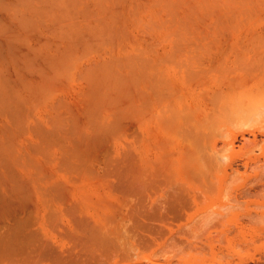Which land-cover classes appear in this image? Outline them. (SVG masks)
<instances>
[{
    "label": "rangeland",
    "instance_id": "1",
    "mask_svg": "<svg viewBox=\"0 0 264 264\" xmlns=\"http://www.w3.org/2000/svg\"><path fill=\"white\" fill-rule=\"evenodd\" d=\"M29 1L0 0V264H264V10L245 11L239 0L241 7L236 0H215L216 12L193 13L196 25L181 27L178 22L176 27L191 0H87L88 6L86 0H78L79 4L67 0L76 15L71 17L66 9V14L60 12L58 0H32L44 10L53 3L47 8L52 13L43 10V17L42 10L28 8ZM166 1H175L177 7ZM55 4L57 12L52 11ZM23 14L29 18L21 19ZM152 17L163 24L162 19H167L165 26H171L155 21L156 26ZM63 23L73 26L71 39L69 25ZM59 25L67 32H60ZM72 28H78L76 36L85 37L78 39L86 42L82 49L90 47L88 54L85 48L80 54L82 43L72 41ZM103 31H109L108 36L104 33L109 43ZM114 35L123 38L118 44L116 40V46ZM69 44L79 46L71 50L75 55L67 50ZM132 57L142 70L139 63L134 66ZM56 58L60 61L54 63ZM66 62H76L74 70ZM105 64L107 73L117 67V73L111 70L117 81L112 80L113 86L107 83L110 87L103 86L106 83L97 74L105 72ZM123 65L137 67L139 73ZM218 81H224V86ZM118 85L123 89L133 85L138 91L128 97L133 89H127L130 94L123 93L126 99L122 96V100L116 95L124 92ZM218 85L223 88L222 98L215 96L220 101L211 98ZM4 89L15 94L13 100ZM204 217L209 223H204Z\"/></svg>",
    "mask_w": 264,
    "mask_h": 264
},
{
    "label": "bare ground",
    "instance_id": "2",
    "mask_svg": "<svg viewBox=\"0 0 264 264\" xmlns=\"http://www.w3.org/2000/svg\"><path fill=\"white\" fill-rule=\"evenodd\" d=\"M21 1H22V0H21ZM25 1L27 2L28 0H25ZM34 1H35V0H34ZM47 1H48V0H45V2H44V1H42V2L46 3ZM61 1H62V2H61ZM64 1H67V0H64ZM72 1H74V2L71 3V4H74V3H75L76 1H78V0H72ZM90 1H91V0H90ZM143 1H144V0H143ZM150 1H151V0H150ZM152 1H153V0H152ZM157 1L160 3L162 0H160V1L157 0ZM177 1H178V0H177ZM212 1H215V0H203V1H202V0H201V1H198V0L196 1V0H194L195 3L193 2V0H191V1H190V2H191V5H190V3H188V1L186 2V4L188 3L187 5L184 3V4H185L184 6H185V9H186V10L184 9L183 12H182V10H181L182 13L179 14V15H181V17H182V16H183V17L181 18V17L178 16V17H179V18L177 17V18H178V21H176V22L174 21V22L176 23V27H178L177 25H179L178 22H181L180 25H179V26H181V27H182V25L185 26V24H187V25L189 26V23H191V25L194 24V23H193V18H194V17L191 16V14H193V13H198V14H199V13L211 12V11H212V12H213V11L216 12V10H215V9H217V7H216V5H215L216 3L214 4ZM216 1H217V0H216ZM220 1H222V0H220ZM227 1H228V0H227ZM233 1H235V0H231V3H232ZM237 1H238V0H236V5H237V7H238V5H239V4H238L239 1H240V3L243 2V3L245 4V5L242 4V7L239 5V6H240L242 9H244L245 11H247V10H257V9H262V10H264V1H261V0H239L238 2H237ZM6 2H7V1H6ZM6 2H4V3L6 4ZM10 2H11V1H10ZM17 2H18V1H17ZM17 2H16V3H17ZM29 2H30L31 4H33V6H32ZM29 2H28L27 4H30V6H29V7L26 6V7L30 8V9L33 8L34 12H35L36 9H37V11H36L37 13H39V11L42 10V11L39 13V14H41L40 16H42V13H44V12H43V10H44L43 8H44L45 6L43 7L41 4H40V5H36L34 2H32V0H30ZM37 2H38V1H37ZM39 2H40V1H39ZM39 2H38V3H39ZM51 2H52V0H51ZM51 2L49 1V4H50ZM59 2H60V3H59ZM69 2H70V1H69ZM83 2H84V0H83ZM83 2H82V3H83ZM102 2H103V1H102ZM109 2H110V1H109ZM111 2H113V1H111ZM129 2H130V1H129ZM129 2H128V3H129ZM131 2H132V1H131ZM131 2H130V3H131ZM133 2H134V1H133ZM133 2H132V5H134ZM135 2H137V1L135 0ZM145 2H147V1H145ZM154 2H155V1H154ZM166 2H168V1H166ZM166 2H162V4L164 3V5H166V4H165ZM169 2H170V1H169ZM169 2H168V3H169ZM183 2H185V1H183ZM183 2L181 1V3H183ZM218 2H219V1H218ZM224 2H225V1H224ZM11 3H12V2H11ZM13 3H15V2H13ZM23 3H24V2H23ZM53 3H55V0H54ZM53 3H52V4H53ZM76 3L79 4V1L76 2ZM80 3H81V2H80ZM85 3H86V5H87V0L85 1ZM94 3H95V2H94ZM94 3H93V6L96 5V4L94 5ZM96 3H97V2H96ZM99 3H100V2H99ZM130 3H129V4H130ZM148 3H149V2H148ZM168 3H167V4H168ZM171 3H172V5H174V4H175V1H174V2L171 1V2L169 3V6H170ZM177 3H178V2H177ZM220 3H221V2H220ZM226 3H228V2H226ZM49 4H48V5H49ZM52 4H50V6H51ZM56 4H58L59 7H63V10H61L62 8H61V9L59 8V10H60V12H61L62 14H66V13L69 11V13H70V14L68 13V14H69V15H68L69 17H71L70 15L76 16V15H74V14H71V12H70V10H72L71 8L68 9L69 6H67V5H70V3H68V1H67V3L65 2V3L63 4V0H60V1L58 0V2L56 1ZM56 4L54 5L55 9H54V7H53V8H52V11H53V10H54L55 12L58 11V10H56ZM59 4H60V5H59ZM62 4H63L64 6H62ZM66 4H67V5H66ZM105 4H106V2H105ZM111 4H112V3H111ZM139 4H140V3H139ZM139 4H138V5H139ZM154 4L157 5L158 3L156 4V2H155ZM162 4H161V5L159 4V5H160V6H164V5H162ZM228 4H230V3H228ZM7 5H8V2H7ZM21 5H23V4L21 3ZM44 5H45V4H44ZM83 5H84V3H83ZM106 5H108V4H106ZM112 5H113V4H112ZM118 5H119V4H118ZM182 5H183V4H182ZM182 5H181V6H182ZM188 5H190V6L188 7V9H190V10H189V12H187V14H186V13H184V12H185V11H188V9H187V7H186V6H188ZM226 5H227V4H226ZM233 5H234V4H233ZM0 6H2V5H0ZM4 6H5V5H4ZM18 6H19V5H18ZM35 6H36V7H35ZM38 6H39V7H38ZM40 6H41V7H40ZM50 6H47V5H46V8H45V10H44V11H46V12H45L46 14H47V11L50 12V10L47 9V8H49ZM58 6H57V7H58ZM87 6H88V5H87ZM87 6H86V7H87ZM104 6H105V5H104ZM109 6H110V5H108V7H109ZM136 6H137V3H136ZM144 6H145V5H144ZM175 6H176V4H175ZM218 6H219V5H218ZM223 6H224V5H223ZM244 6H245L246 8H245ZM26 7H25V4H24V8H25V9H26ZM31 7H32V8H31ZM37 7L40 8V10H39ZM42 7H43V8H42ZM66 7H67V8H66ZM71 7H72V6H71ZM84 7H85V6H84ZM86 7H85V8H86ZM105 7H106V6H105ZM108 7H107V8H108ZM111 7H112V6H111ZM113 7H114V6H113ZM129 7H130V5H129ZM138 7H139V6H137V8H138ZM145 7H146V6H145ZM150 7H152V6H151V5L149 6V10H150ZM154 7H155V6H153V8H154ZM166 7H167V6H166ZM166 7H165V8L162 7V8H163L164 10H165V9L167 10ZM173 7H174V6H173ZM173 7H172V9H174V8L176 9L177 6L174 7V8H173ZM224 7H225V6H224ZM226 7H227V6H226ZM226 7H225V8H226ZM1 8H2V7H1ZM12 8L15 9V8H19V7H17V5H16V7H14V4H13ZM20 8H21V7H20ZM20 8H19V10L21 11ZM28 8H27V10H28ZM34 8H36V9H34ZM72 8H73V7H72ZM90 8H91V6H90ZM90 8H89V9H90ZM92 8H93V7H92ZM97 8H98V7H97ZM99 8H100V7H99ZM114 8H115V7H114ZM121 8H122V5H121ZM137 8H136V11H137ZM140 8H141V6H140ZM140 8H139V9H140ZM157 8H158V7H157ZM157 8H156V9H157ZM160 8H161V7H160ZM160 8H159V9H160ZM168 8H170V7H168ZM221 8L223 9L222 6H220V9H221ZM225 8H224V9H225ZM234 8H235V6H234ZM50 9H51V8H50ZM64 9H66V11H65L66 13L64 12ZM67 9H68V10H67ZM74 9H76V8L74 7ZM74 9H73V12H74ZM83 9H84V8H83ZM108 9H109V8H108ZM110 9H111V8H110ZM125 9H126V8H125ZM131 9H132V8H131ZM133 9H134V8H133ZM143 9H144V8H143ZM146 9H147V8H146ZM156 9H155V10H156ZM182 9H183V8H182ZM218 9H219V8H218ZM226 9H227V8H226ZM226 9H225V10H226ZM229 9H230V8H229ZM229 9H228V10H229ZM106 10H107V9H106ZM116 10H117V9H116ZM161 10H162V9H161ZM164 10H162L163 12H161V11L159 10V11H160L159 13H163V14H164ZM170 10H171V8H170ZM176 10H177V9H176ZM178 10H179V9H178ZM178 10H177V11H178ZM228 10H227V11H228ZM235 10H236V9H235ZM239 10H240V9H239ZM262 10H261V11H262ZM9 11H10V10H9ZM9 11H8V12H9ZM17 11H18V10H16V12H17ZM81 11H82V10H81ZM83 11H86V10H83ZM92 11H93V10H92ZM96 11H97V10H96ZM102 11H103V13H104L105 10L102 9ZM119 11H120V10L118 9V12H119ZM132 11H133V10H131V13L133 14L132 16H133L134 19H136V18H135V15H134V13H133ZM147 11H148V10H147ZM156 11H157V10H156ZM156 11H154L155 14L157 13ZM172 11H173V13H174V10H172ZM222 11H223V10H222ZM222 11H220V12H222ZM233 11H234V10H233ZM257 11H259V10H257ZM13 12H14V10H13ZM55 12H54L53 14H55ZM75 12H76V10H75ZM78 12H79V10H78ZM78 12H76V13H78ZM86 12H88V11H86ZM105 12H106V11H105ZM111 12H112V11H111ZM111 12H110V13H111ZM115 12H117V11H115ZM115 12H114V13H115ZM138 12H139V11H138ZM142 12H143V11H142ZM149 12H150V11H149ZM152 12H153V9H152ZM152 12H151V14H152V16H153L154 13H152ZM168 12H169V11H168ZM168 12H167V13H168ZM14 13H15V12H14ZM25 13H26V12H25ZM50 13H52V12H50ZM58 13H59V12H58ZM83 13H84V12H83ZM96 13H97V12H96ZM96 13H95V14H96ZM114 13L112 12L111 14L113 15ZM124 13H125V12H124ZM143 13H145V12H143ZM15 14H16V13H15ZM39 14H37V15H39ZM53 14H50V15H53ZM93 14H94V13H93ZM101 14H102V13H101ZM119 14H121V11H120ZM119 14H118V15H119ZM125 14H126V13H125ZM157 14H158V13H157ZM171 14H172V13H171ZM174 14L176 15V13H174ZM219 14H220V13H219ZM20 15H21V14H20ZM20 15H19V16H20ZM23 15H24V14H23ZM27 15H29V13H28ZM30 15H32V14H30ZM44 15H45V14H44ZM81 15H83V14L81 13ZM87 15H88V14H87ZM90 15H92V14H90ZM98 15H99V14H98ZM102 15H103V14H102ZM115 15H117V13H116ZM115 15H114V16H115ZM118 15H117V16H118ZM122 15H123V12H122L121 16H122ZM127 15H128V14H127ZM138 15H139V13H138ZM138 15H137V18H141V17H139L140 15H139V16H138ZM158 15L161 16L162 14H158ZM158 15H156V16H158ZM165 15H166V13H165ZM165 15H164V16H165ZM167 15H169V14H167ZM175 15H174V17H176L178 14H177L176 16H175ZM195 15H196V14H195ZM201 15H202V14H201ZM13 16H14V15H13ZM15 16H16V15H15ZM15 16H14V17H15ZM24 16H25V15H24ZM24 16H20L21 19H22V17L25 18V19L29 18L28 16H25V17H24ZM32 16H35V15H32ZM45 16H46V15H45ZM45 16H44V17H45ZM54 16H56V15H54ZM57 16H58V15H57ZM60 16H62V15H60ZM66 16H67V15H64V16H62V17H66ZM68 16L66 17L67 19H68ZM105 16H106V15H105ZM164 16H163V17H164ZM170 16H172V15H170ZM184 16H185V17H184ZM3 17H4V16H3ZM10 17H11V15H10ZM35 17H36V16H35ZM37 17H38V16H37ZM42 17H43V16H42ZM47 17H48V16H47ZM50 17H51V16H50ZM86 17H87V16H86ZM89 17H90V16H89ZM101 17H102V16H101ZM107 17H108V16H107ZM123 17H124V16H123ZM130 17H131V16H130ZM148 17H151V16H149V14H148ZM158 17H159V16H158ZM174 17H173V19H174ZM189 17H190V19H189ZM191 17H192V18H191ZM199 17H200V16H199ZM201 17H203V16H201ZM213 17H214V16H213ZM216 17H217V16H216ZM16 18H17V17H16ZM87 18H88V17H87ZM98 18H99V16H98ZM98 18H97V19H98ZM109 18H110V15H109ZM112 18H113V17H112ZM120 18H121V17H120ZM159 18H162V16L159 17ZM164 18H166V17H164ZM164 18L162 19V21L164 20V23L167 24L168 21H167V19H164ZM180 18H181V21H179ZM17 19H19V18H17ZM33 19H34V18L32 17V21H33ZM36 19H37V18H36ZM40 19H42V18H40ZM48 19H49V18H48ZM62 19H63V18H62ZM64 19H65V18H64ZM77 19H78V18H77ZM89 19H90V18H89ZM103 19H105L104 16H103ZM103 19H102V20H103ZM115 19H116V17H115ZM127 19H128V21H129V18H127ZM147 19H150V18H147ZM155 19H156V20H155ZM155 19L153 20V17H152V20H153V21H152V20H150V21H152V22L155 23V21L158 20L157 18H155ZM168 19H170V18H168ZM187 19H188V22H187ZM194 19H195V18H194ZM210 19H211V18H210ZM9 20H10V19H9ZM11 20H12V19H11ZM11 20H10V21H11ZM28 20H29V22H32V21H31V16H30V19H28ZM37 20H38V19H37ZM37 20H36V21H37ZM44 20H46V19L44 18ZM86 20H87V19H86ZM99 20H100V19H99ZM112 20H113V19H112ZM118 20H120V19H118ZM118 20H117V21H118ZM130 20H131V19H130ZM136 20H137V19H136ZM142 20H143V19H142ZM159 20H160V19H159ZM165 20H166L167 22H165ZM170 20H171V19H170ZM182 20H184V21H183V24H182ZM198 20H199V19H198ZM198 20H197V21H198ZM214 20H215V19H214ZM0 21H1V20H0ZM2 21H3V20H2ZM22 21H23V20H22ZM36 21H35V22H36ZM63 21L65 22V20H63ZM63 21H62V22H63ZM92 21H93V20H92ZM97 21H98V20H97ZM103 21H104V20H103ZM107 21H108V20H107ZM124 21H125V20H124ZM133 21H134V20H133ZM138 21H139V19H138ZM138 21H137V22H138ZM140 21H141V20H140ZM148 21H149V20H148ZM148 21H146V22H144V23H147ZM3 22H4V21H3ZM24 22H25V21H24ZM24 22H23V23H24ZM40 22H41V20H40ZM42 22H43V21H42ZM108 22H109V21H108ZM119 22H121V21H119ZM130 22L132 23V21H130ZM135 22H136V21H135ZM157 22H158V21H157ZM159 22L161 23V20H160ZM159 22H158V23H159ZM195 22H196V21H195ZM204 22H205V21H204ZM26 23H27V22H26ZM72 23H73V22H72ZM77 23H78V22H76V24H77ZM91 23H92V22L90 21V24H91ZM94 23H95V22H94ZM94 23H92V24H94ZM101 23H102V21H101ZM103 23H104V22H103ZM106 23H107V22H106ZM106 23H105V24H106ZM110 23H111V22H110ZM115 23H116V22H115ZM122 23L125 24V23L123 22V20H122ZM7 24H8V23H7ZM16 24H17V23H16ZM27 24H28V23H27ZM30 24H33V22L30 23ZM37 24H38V23H37ZM43 24H44V23H43ZM52 24H53V23H52ZM70 24H71V23H70ZM73 24H74V23H73ZM108 24H109V23H108ZM132 24H133V23H132ZM161 24H162L163 26L166 25V24H163V23H161ZM169 24H170V22H169ZM171 24H173V22H172ZM198 24H199V22H198ZM0 25H1V24H0ZM5 25H6V24H5ZM8 25H9V24H8ZM23 25H24V24H23ZM40 25H41V24H40ZM60 25H62V24H60ZM60 25H59V27L61 28L62 26H60ZM66 25H67V24H66ZM66 25L63 23V26H66ZM68 25H69V24H68ZM68 25H67V26H68ZM79 25H80V24H79ZM79 25H78V28L80 29L81 27H79ZM103 25H104V24H103ZM106 25H107V24H106ZM126 25H127V24H125V26H126ZM139 25H140V24H139ZM152 25L154 26V24L151 23V26H152ZM155 25L157 26L158 24L155 23ZM173 25H174V24H173ZM187 25H186V26H187ZM191 25H190V26H191ZM194 25H196V24H194ZM200 25H201V24H200ZM202 25H203V24H202ZM14 26H18V25H14ZM27 26H28V25H27ZM27 26H26V29H27ZM38 26H39V24H38ZM47 26H48V25H47ZM49 26H50V25H49ZM85 26H87V23L85 24ZM88 26L90 27L89 24H88ZM109 26H110V25H109ZM114 26H115V25H114ZM128 26H129V25H128ZM130 26H131V25H130ZM137 26H138V24H137ZM144 26H148V23H147L146 25H144ZM144 26H143V27H144ZM149 26H150V23H149ZM168 26H171V25H167V26H165V27L167 28ZM186 26H185V27H186ZM4 27H5V26H4ZM23 27H25V25H24ZM43 27H44V26H43ZM59 27H58V28H59ZM71 27H73V26L69 25L68 27H66V28L69 29V30L67 29L68 32L66 31V29H63V30H62V28L59 29V31L62 30V31H60V32H62V33H63V31L67 32L68 35H69V37H70V35H71V33H72V32H71V31H72V30H71ZM74 27H75V26H74ZM76 27H77V25H76ZM91 27H93V26L91 25ZM104 27H105V26H104ZM107 27H108V26H107ZM118 27H119V26H118ZM123 27H124V26H123ZM126 27H127V26H126ZM134 27H136V26H134ZM158 27L160 28V27H162V26H158ZM158 27H157V28H158ZM165 27H164V28H165ZM12 28H13V27H12ZM14 28H15V27H14ZM63 28H64V27H63ZM78 28H77V29H76V28H72V29H73V30H74V29L78 30ZM95 28H96V26H95ZM99 28H100V26H99ZM110 28H111V26H110ZM112 28H113V27H112ZM112 28H111V29H112ZM115 28H117V27H115ZM120 28H121V26H120ZM137 28H138V27H137ZM140 28L142 29L141 26H140ZM157 28H156V29H157ZM22 29H24V28H22ZM37 29H38V28H37ZM39 29H40V28H39ZM39 29H38V30H39ZM91 29H92V28H91ZM93 29H94V28H93ZM96 29H97V28H96ZM100 29H101V28H100ZM102 29H104V28H102ZM106 29L109 30V28H106ZM138 29H139V28H138ZM148 29H149V28H148ZM150 29H153V28H150ZM150 29H149V30H150ZM154 29H155V27H154ZM154 29H153V30H154ZM160 29H161V28H160ZM160 29H158V31L161 32ZM168 29H170V27H169ZM168 29H166V30H168ZM16 30H17V28H16ZM19 30H21V29H19ZM55 30H56V29H55ZM70 30H71V31H70ZM80 30H81V29H80ZM85 30H86V29H85ZM94 30H95V29H94ZM113 30H114V29H113ZM126 30H127V29H126ZM126 30H124V31H126ZM146 30H147V29H146ZM53 31H54V30H53ZM53 31H51V33H52ZM74 31H75V30H74ZM104 31H105V30H104ZM104 31H103L102 34H104L105 32H107V31H105V32H104ZM115 31H116V30H115ZM117 31L121 32L122 35H123V33H124V32H122L123 30L120 31V29L117 30ZM117 31H116V32H117ZM158 31H157V33H158ZM19 32H20V31H19ZM33 32H34V31H33ZM37 32H38V31H37ZM65 32H64V33H65ZM69 32H71V33H69ZM76 32H77V31H75V34L73 33V34L75 35L76 39L74 38V36H73V34H72V37H73L72 41L74 40L73 42H75V41L77 40V44H78L79 42H81L79 39L82 40L84 36H82V38H80V36H81V35H79L80 32H79V31L77 32V33H79V34H77V36H76ZM87 32H90V31H87ZM99 32H100V30H99ZM101 32H102V30H101ZM101 32H100V33H101ZM127 32H128V31H127ZM168 32H169V31H168ZM27 33H28V32H27ZM48 33H49V32H48ZM54 33H55V32H54ZM67 33H65V34H67ZM94 33H96V31H94ZM108 33H109V31H108ZM108 33H107V34L105 33L106 36H108ZM125 33H126V32H125ZM125 33H124V37L128 34V33H127V34H125ZM144 33L146 34L147 32L144 31ZM150 33H151V32H150ZM150 33H149V34H150ZM153 33H154V32H153ZM60 34H61V33H60ZM89 34H90V33H89ZM91 34L93 35V33H91ZM102 34H101V36H102ZM105 34H104V36H105ZM116 34H117V33H116ZM167 34H168V33H167ZM9 35H10V34H9ZM20 35H21V32H20ZM22 35H23V34H22ZM39 35H40V34H39ZM50 35H51V34H50ZM58 35H59V33H58ZM58 35H57V36H58ZM68 35H66V36H68ZM78 35H79V36H78ZM83 35H84V33H83ZM97 35H98V34H94V36H96V37H97ZM109 35H110V34H109ZM122 35L119 34V36H122ZM128 35H129V34H128ZM143 35H144V34H143ZM146 35H147V34H146ZM154 35H156V34L154 33ZM165 35H166V34H165ZM60 36L62 37V35H60ZM60 36H59V37H60ZM64 36H65V35H64ZM101 36H98V37H101ZM106 36H105V37H106ZM114 36H115V38H113ZM114 36H113L112 38L115 39V41L113 40V42L115 43V46H116V40L118 41V42H117V44H118V43L121 42L120 40H123V38L121 39V38H119V36H118V38H117V35H114ZM167 36H168V35H167ZM69 37H68V38H69ZM78 37H79V39H78ZM92 37H93V36H92ZM96 37H95L94 39H96ZM105 37H104V38H105ZM126 37L128 38V36H126ZM143 37H144V36H143ZM165 37H166V36H165ZM165 37H164V38H165ZM23 38H24V37H23ZM55 38H57V37H55ZM63 38H64V37H63ZM84 38H85V37H84ZM86 38H87V36H86ZM101 38H102V37H101ZM101 38H98V39L100 40ZM110 38H111V37H110ZM112 38H111V39H112ZM127 38H125V39H127ZM132 38H133V37H132ZM132 38H131L130 41H133V40H134V39L132 40ZM134 38H135V37H134ZM140 38H141V37H140ZM152 38H153V37H152ZM152 38H151V39H152ZM164 38H163V39H164ZM46 39H48V38H46ZM46 39H45V40H46ZM70 39H71V37H70ZM94 39H92V40H94ZM106 39H107V37H106ZM106 39H104V40H106ZM141 39H142V38H141ZM143 39H144V38H143ZM14 40H15V39H14ZM18 40H19V39H18ZM27 40H28L27 42H28V44H29V39H27ZM40 40H41V38H40ZM68 40H69V39H68ZM78 40H79V42H78ZM84 40H85V39H84ZM87 40H88V39H87ZM96 40H97V39H96ZM99 40H98V41H99ZM107 40H108V39H107ZM135 40H137V39H135ZM157 40H158V39H157ZM15 41H16V40H15ZM47 41L50 42L51 40H47ZM47 41H46V42H47ZM85 41H86V40H85ZM88 41H89V40H88ZM88 41H87V42H88ZM94 41H95V40H94ZM94 41H93V44H95ZM98 41H96V42H98ZM100 41H102V40H100ZM111 41H112V40H111ZM145 41H146V40H145ZM149 41H150V40H149ZM149 41H148V43H149ZM27 42H26V43H27ZM43 42H44V41H43ZM52 42H53V40H52ZM59 42H60V41H59ZM69 42H70V41H69ZM82 42H83V41H82ZM82 42H81V43H82ZM91 42H92V41H91ZM107 42L109 43L110 41L108 40ZM146 42H147V41H146ZM157 42H158V41H157ZM14 43H15V42H14ZM17 43H18V42H17ZM17 43H16V46H17ZM26 43H25V45H26ZM83 43H84V42H83ZM83 43H82V45H81V49H82ZM103 43H104V42H103ZM103 43H102V44H103ZM105 43H106V42H105ZM108 43H107V44H108ZM144 43H145V42H144ZM28 44H27V45H28ZM50 44H51V43H50ZM54 44H55V42H54ZM70 44H71V42H70ZM70 44H69L68 49H67L68 51H69V49H70V51H71L73 47L75 48L74 45H73V47L71 46L73 43H72L71 45H70ZM84 44L86 45V42H85ZM88 44H89V42H88ZM98 44H100V43H98ZM98 44H96V45H98ZM107 44H106V45H107ZM126 44H127V43H126ZM25 45H24V46H25ZM30 45H31V44H30ZM35 45H36V43H35ZM75 45H76V43H75ZM78 45H79V44H78ZM100 45H101V44H100ZM110 45H112V43H111ZM113 45H114V44H113ZM132 45H133V44H132ZM148 45H150V44H148ZM22 46H23V43H22ZM31 46H32V45H31ZM40 46H41V45H40ZM48 46H49V45H48ZM58 46H59V45H58ZM70 46H71V47H70ZM87 46H88V45H87ZM89 46H90V45H89ZM93 46H94V45H93ZM101 46H102V45H101ZM115 46H114V47H115ZM123 46H124V44L122 45V47H123ZM135 46H136L137 48H139L138 45H135ZM139 46H140V45H139ZM28 47H29V45H28ZM37 47H38V46H36L34 49H36ZM42 47H43V46H42ZM78 47H79V46H77V49H78ZM96 47H98V46H96ZM96 47H94V48L96 49ZM104 47H105V46H104ZM14 48H15V47H14ZM16 48H17V47H16ZM18 48H19V47H18ZM40 48H41V47H40ZM84 48H85V47H84ZM84 48H83V49H84ZM88 48H90V47H88ZM88 48H85V49H86L85 52H87ZM91 48H93V47H91ZM99 48H100V46H99ZM99 48H98V49H99ZM123 48H124V47H123ZM12 49H13V48H12ZM29 49H30V48H29ZM43 49H44V48H43ZM43 49L41 48V50H43ZM48 49H50V48H48ZM77 49L75 48V51H76ZM83 49L81 50L82 53H80V54H83ZM100 49H101V48H100ZM134 49H135V47H134ZM141 49H142V48H141ZM31 50H32V49H31ZM57 50H58L57 52H60L59 49H57ZM61 50H62V49H61ZM79 50H80V48H79ZM89 50H90V49H89ZM89 50H88V51H89ZM92 50H93V49H92ZM39 51H40V50H39ZM62 51H63V50H62ZM75 51H73V52H75ZM97 51H98V50H97ZM149 51H150V50H149ZM149 51L147 50V52H149ZM33 52H34V51H33ZM46 52H47V51H46ZM89 52H90V51H89ZM89 52H87V54H88ZM111 52H112V49H111ZM113 52H114V51H113ZM132 52H133V51H132ZM44 53H45V52H44ZM48 53H49V52H48ZM60 53H61V52H60ZM63 53L65 54V50H64ZM63 53H62V55H63ZM66 53H68V52L66 51ZM133 53H135V52H133ZM20 54H21V53H20ZM20 54H19V55H20ZM31 54H32V51H31ZM42 54H43V52H42ZM52 54H54V53H52ZM70 54H71V55L73 54L72 51H71ZM99 54H100V53H99ZM129 54H130V52H129ZM129 54H128V55H129ZM150 54H151V53H150ZM54 55H55V54H54ZM57 55H58V54H57ZM60 55H61V54H60ZM67 55H69V54H67ZM73 55H75V54H73ZM78 55H79V54H77V56H78ZM131 55H132V54H130V56H131ZM134 55H135V54H134ZM29 56H30V55H29ZM38 56H40V55H38ZM44 56H45V55H44ZM81 56H84V55H81ZM125 56H126V55H125ZM130 56H129V57H130ZM9 57H10V56H9ZM11 57H12V56H11ZM23 57H24V56H23ZM49 57H50V56H49ZM54 57H55V56H54ZM61 57H62V56H60V58H61ZM65 57H66V56H65ZM65 57H62V58H65ZM67 57H69V56H67ZM73 57H74V56H73ZM75 57H76V56H75ZM79 57H80V55H79ZM86 57H87V56H86ZM129 57H126L125 62H126V60H128L127 58H129ZM144 57H145V56H144ZM31 58H32V57H31ZM40 58H41V57H40ZM132 58H133V57H132ZM135 58H136V57H134L133 59L135 60ZM146 58H147V57H146ZM11 59H12V58H11ZM44 59H45V58H44ZM58 59H59V58H56V61H55L54 63H56V62L58 61ZM68 59H70V58H68ZM80 59H81V57H80ZM129 59H130V58H129ZM30 60H31V59H30ZM45 60H46V59H45ZM53 60H54V59H53ZM65 60H66V59H65ZM141 60H142V59H141ZM35 61H37V60H35ZM35 61H34V62H35ZM38 61H39V60H38ZM51 61H52V58H51ZM51 61H50V62H51ZM59 61H60V60H59ZM59 61H58V62H59ZM71 61H73V60H71ZM71 61L69 60V62H71ZM74 61H76V60H74ZM115 61H116V60H115ZM136 61H137V60L132 61V62H134V66H135V64L139 63V60H138V62H136ZM31 62H32V60H31ZM31 62H30V63H31ZM40 62H41V60H40ZM52 62H53V61H52ZM52 62H51V63H52ZM61 62H63V61H61ZM67 62H68V61H67ZM67 62H66V63H67ZM69 62H68V63H69ZM76 62H77V61H76ZM76 62H75V63H76ZM105 62H106V61H105ZM110 62H111V61H110ZM116 62H117V61H116ZM119 62H120V61H119ZM128 62H129V60H128ZM128 62H127V63H128ZM15 63H17V62H15ZM15 63H14V64H15ZM21 63H22V62H21ZM30 63H29V64H30ZM37 63H39V62H37ZM64 63H65V61H64L63 63H61V65H63ZM68 63L66 64L67 66L69 65ZM75 63H72V64L70 63V64L72 65L73 70H74V66H73V65H74ZM106 63H107V62H106ZM117 63H118V62H117ZM122 63H124V62H122ZM141 63H142V62H141ZM59 64H60V63H59ZM103 64H104V63H103ZM108 64H110V63H108ZM108 64H105V65H104V66H105L104 70H105L106 73L103 72V70H102L103 68L100 66V67L102 68V69H101V70H102L101 72L105 73V75H106L107 77H105V75H104L103 73L100 74L101 72H97V71H96L97 74H99V76H100V80H102L101 83H103V84L106 83V84H104L103 86H105V85L108 86V85H110V84L112 85V84H114V83H112V82L115 80V79H114V78H115V75H113L114 72L112 73V71H111V70L114 68L113 66H112L113 68L109 67V68H111V69H109V73H110V76H111L112 78H111V80H110V78L107 79L108 77H110V76H109V73H107L108 68L106 69V66H107ZM111 64L113 65V62H112ZM118 64H120V63H118ZM125 64H126V63H125ZM129 64H131V63H129ZM129 64H128V65H129ZM19 65H20V64H19ZM26 65H27V64H26ZM32 65H33V64H32ZM35 65H36V64H35ZM43 65H44V64H43ZM46 65H47V62H46ZM56 65H57L58 67H61L60 65H58V63H57ZM66 65H64V66H66ZM71 65H69V66H71ZM115 65H116V64H115ZM115 65H114V66H115ZM132 65H133V64H132ZM140 65H141V64L139 63L138 67H139ZM143 65H144V64H143ZM154 65H155V64H154ZM20 66H21V65H20ZM36 66H37V65H36ZM54 66H55V65H54ZM109 66H111V65H109ZM117 66H119V65H117ZM121 66H122V65H121ZM123 66H124V68H125L126 65H123ZM134 66H133V68H134ZM21 67H23V66H21ZM34 67H35V66H34ZM39 67H40V66H39ZM42 67H43V66H42ZM47 67H48V65H47ZM107 67H108V66H107ZM115 67H116V66H115ZM126 67H127V66H126ZM144 67H145V65H144ZM37 68H38V67H36V69H37ZM43 68H44V67H43ZM54 68H55V67H54ZM62 68L64 69V68H66V67H62ZM72 68H70V69L68 68V69L71 70ZM75 68H76V67H75ZM96 68H97V67H96ZM122 68H123V67H122ZM122 68H121V69H122ZM124 68L122 69V70H123V71H122V74H123V73L126 74V71L124 72V70H125ZM127 68H129V67H127ZM131 68H132V67H131ZM131 68H129V71H130ZM133 68H132V71L138 70L137 67H136L134 70H133ZM139 68H140V67H139ZM146 68L148 69L149 66L146 65ZM16 69H17V68H16ZM21 69H22V68H21ZM30 69H31V68H30ZM39 69H40V68H39ZM41 69H42V68H41ZM50 69H51V68H50ZM60 69H61V68H60ZM89 69H90V68H89ZM93 69H94V68H93ZM114 69L116 70V73H117V67L114 68ZM118 69H120V68L118 67ZM140 69H141V68H140ZM204 69H205V68H204ZM34 70H35V69H34ZM45 70H46V69H45ZM65 70H67V69H65ZM73 70H72V71H73ZM91 70H92V69H91ZM91 70H90V71H91ZM99 70H100V69H99ZM141 70H142V69H141ZM141 70H140V71H141ZM15 71H16V70H15ZM17 71H18V70H17ZM17 71L15 72L16 74H17ZM132 71H131V72H132ZM155 71H156V70H155ZM162 71H163V70H162ZM38 72H39V71H38ZM40 72H41V71H40ZM40 72H39V73H40ZM118 72H119V71H118ZM120 72H121V70H120ZM120 72H119V73H120ZM136 72L139 73V70L136 71ZM22 73H23V72H22ZM27 73H28V71H27ZM29 73H30V71H29ZM29 73H28V74H29ZM31 73H32V72H31ZM33 73H34V71H33ZM43 73H44V71H43ZM83 73H84V72H83ZM85 73H86V71H85ZM88 73H89V72H88ZM94 73H95V72H94ZM127 73H129V72H127ZM137 73H136V74H137ZM2 74H3V72H2ZM2 74H0V75H2ZM4 74H5V73H4ZM12 74H13V73H12ZM19 74H21V73H19ZM23 74H24V73H23ZM111 74H112V75H111ZM125 74H123L124 77H125ZM131 74H132V73H131ZM151 74H152V73H151ZM204 74H205V73H204ZM7 75H8V74H7ZM21 75H22V74H21ZM29 75H31V74H29ZM36 75H37V74H36ZM50 75H51V74H50ZM65 75H66V73H65ZM65 75H64V76H65ZM80 75H81V73H80ZM88 75H89V74H88ZM91 75H92V71H91ZM95 75H96V74H95ZM123 75L120 74L121 77H122ZM26 76H27V75H26ZM31 76H32V75H31ZM31 76H30V77H31ZM52 76H53V75H52ZM77 76H79V72H78V75H77ZM82 76H83V74H82ZM85 76H86V75H85ZM102 76L105 77V80H104V78H103ZM118 76H119V75H118ZM129 76L131 77L130 74H129ZM129 76L126 75V78H127V77L129 78ZM133 76H134V75H133ZM138 76H139V75H138ZM207 76H208V75H207ZM0 77H1V76H0ZM2 77H3V75H2ZM20 77H21V76H20ZM93 77H94V76H93ZM101 77H102V78H101ZM139 77H140V76H139ZM21 78H22V77H21ZM28 78H29V77H28ZM28 78H27V79H28ZM31 78H32V77H31ZM31 78H30V79H31ZM33 78H34V77H33ZM46 78H47V77H46ZM69 78H70V77H69ZM71 78H73V77H71ZM89 78H90V77H89ZM97 78H98V76H97ZM116 78H117V76H116ZM131 78H132V77H131ZM131 78H130V79H131ZM42 79H43V78H42ZM42 79H41V80H42ZM48 79H49V77H48ZM53 79H56V81L58 80L57 76H56V78L54 77ZM121 79L123 80V78H121ZM124 79H125V78H124ZM132 79H134V80H132L131 82H133V83L135 84V82H136L135 80H136V79H135V78H132ZM141 79H142V77H141ZM1 80L3 81V83L6 81V80H3V79H1ZM41 80H40V81H41ZM59 80H60V79H59ZM96 80H97V79H96ZM112 80H113V81H112ZM122 80H120V81L122 82ZM128 80H129V79H128ZM22 81H24V80H22ZM25 81H26V80H25ZM38 81H39V80H38ZM47 81H48V80H47ZM103 81H104V82H103ZM107 81H108V82H107ZM116 81H117V79L115 80V82H116ZM126 81H127V80H126ZM129 81H130V80H129ZM220 81H221V80H220ZM8 82H9V81H8ZM30 82H31V81H30ZM42 82H43V81H42ZM45 82H46V81H45ZM109 82H110V84H107V83H109ZM118 82H119V81H118ZM123 82H124V81H123ZM137 82H139V79H138ZM236 82L240 83L241 81H240V82H239V81H236ZM27 83H29V82H27ZM31 83H32V82H31ZM38 83H39V82H38ZM49 83H50V82H49ZM52 83H53V82H51L50 84H52ZM60 83H61V82H60ZM119 83H120V82H119ZM124 83H125V82H124ZM128 83H130V82H128ZM216 83H217V81H216ZM16 84H17V83H16ZM21 84H22V83H21ZM41 84L43 85V83H41ZM41 84H40V85H41ZM44 84H45V83H44ZM55 84H56V83H54V85H55ZM99 84H100V82H99ZM122 84H123V83H122ZM218 84H219V85L223 84V86H224L225 82L222 81L221 84H220V82L218 81ZM13 85H14V84H13ZM13 85H12V86H13ZM25 85H26V84H25ZM29 85H30V84H29ZM35 85H37V84H35ZM111 85H110V86H111ZM115 85H116V84H115ZM211 85H212V84H211ZM219 85L216 87V88L219 89V91H218V90L216 91V89L213 88L214 90H212V91H213V93H214L215 95H214L213 93H211V95H212V94L214 95V96L212 95L211 98L220 101V98L216 99L218 96L221 97L219 94H220L221 91L223 90V88H222L221 86H219ZM226 85H227V84H226ZM229 85H230V84H229ZM32 86H33V85H32ZM43 86L45 87L46 85H43ZM48 86H49V85H48ZM51 86H52V85H51ZM51 86H49V87L52 88ZM103 86H102V84H101V89H102V90H103V88H104ZM110 86H108V87H110ZM112 86H113V85H112ZM132 86H133V85H130V87H126V85H125V88L123 89L122 87H124V86H122V85L119 86V85H118L117 88H118V89L121 88L122 91H124V92H120V93H118V91H117L116 93H118V94H116V95H119L120 97H122V96L125 97V95H123V93H125V94H127V96H128V94H130V93H129V92L127 93L126 90L128 89V90L131 92L132 89H133V90L135 89V87H132ZM138 86H139V83H138ZM138 86H137V84H136V87H137V88H138ZM20 87H21V86H20ZM40 87H41V86H40ZM49 87H48V88H49ZM53 87H54V86H53ZM96 87H97V86H96ZM96 87H95V88H96ZM98 87H99V85H98ZM14 88H15V87H14ZM17 88H18V87H17ZM27 88H28V87H27ZM208 88H209V87H208ZM2 89H3V88H2ZM28 89H29V88H28ZM40 89H41V88H39V90H40ZM101 89H100V90H101ZM121 89H120V90H121ZM210 89H211V88H210ZM220 89H222V90H220ZM35 90H36V89H35ZM45 90H46V89H45ZM47 90H48V89H47ZM52 90L55 91V88H54V89L52 88ZM100 90H99V91H100ZM105 90H107V89H105ZM113 90H114V89H113ZM133 90H132L130 96H128V97H131L132 94L134 95L135 91H138V90H134V92H133ZM207 90H208V89H207ZM231 90H232V89H231ZM7 91H8V90H7ZM7 91L4 89V92L9 93V94H8V97H11V98H8V99H12L13 96H11V95H15V94H11V95H10V92H7ZM15 91H16V88H15ZM18 91H19V90H18ZM60 91H61V90H60ZM93 91H94V90H93ZM95 91H96V90H95ZM111 91H112V88H111ZM114 91H116V90H114ZM214 91H216V93H215ZM224 91H225V90H224ZM49 92H50V90H49ZM217 92H219V93H217ZM11 93H13V92H11ZM20 93H21V92L19 91V94H20ZM53 93H55V92H53ZM89 93H90V92H89ZM91 93H92V92H91ZM96 93H97V92H96ZM105 93H106V92H105ZM110 93H111V92H110ZM114 93H115V92H114ZM121 93H122V95H120ZM207 93H208V91H207ZM31 94H32V93H31ZM39 94H40V92H39ZM106 94H107V93H106ZM217 94H218V95H217ZM20 95H21V94H20ZM44 95H45V94H44ZM86 95H87V94H86ZM91 95H92V94H91ZM93 95H94V94H93ZM99 95H100V93H99ZM136 95H137V94H136ZM138 95H139V94H138ZM207 95H209V94H207ZM231 95H232V94H231ZM41 96H43V94H42ZM45 96H46V95H45ZM53 96H54V94H53ZM96 96H97V95H96ZM109 96H111V95H109ZM119 96H117V97H119ZM215 96H217V97H215ZM94 97H95V96H94ZM111 97H112V96H111ZM113 97H114V96H113ZM120 97H119V100L121 101ZM123 97H122V100H124ZM132 97H133V96H132ZM205 97H206V96H205ZM1 98H2V97H1ZM5 98H6V97H5ZM35 98H36V96H35ZM48 98H50V97L48 96ZM51 98H52V97H51ZM51 98H50V99H51ZM135 98H136V97H135ZM211 98H209V99H210L209 101L212 100ZM221 98H222V97H221ZM6 99H7V98H6ZM6 99H5V100H6ZM17 99H19L18 96H17ZM22 99H24V98H22ZM40 99H41V101L43 100L42 97H41ZM45 99H47V97H46ZM52 99H53V98H52ZM101 99H105V97H104V98H101ZM106 99L108 100V96H107ZM106 99L103 100V101H105V103L103 102L104 105L108 104V102H107ZM117 99H118V98H117ZM125 99H126V97H125ZM132 99H133V98H132ZM12 100H13V99H12ZM31 100H32V99H31ZM54 100H55V99H54ZM91 100H92V99H91ZM109 100H110V99H109ZM109 100H108V101H109ZM111 100H112V99H111ZM114 100H116V99H114ZM215 100H212V101L214 102ZM8 101H9V100H8ZM18 101H20V99H19ZM23 101H24V100H23ZM26 101H27V100H26ZM38 101H40V100H38ZM95 101L98 102L99 100H97V98H94V102H95ZM125 101H126V100H125ZM133 101H134V99H133ZM209 101H208V102H209ZM219 101H218V102H219ZM5 102H6V101H5ZM44 102H45V101H43V103H44ZM50 102H51V101H50ZM52 102H53V101H52ZM94 102H93V103H94ZM106 102H107V103H106ZM218 102H217V103H218ZM40 103H41V102H38V104H40ZM99 103H101V101L98 102V105H99ZM109 103H110V101H109ZM111 103H112V102H111ZM113 103H114V102H113ZM134 103H135V102H134ZM214 103H215V102H214ZM217 103H216V104H217ZM34 104H35V103H34ZM34 104H32V105H34ZM36 104H37V101H36ZM38 104H37V105H38ZM94 104H95V103H94ZM117 104H118V103H117ZM37 105H36V106H37ZM48 105H49V104H48ZM50 105H51V103H50ZM56 106H57V105H56ZM93 106H95V107L97 108V105H93ZM93 106H92V107H93ZM107 106H108V105H107ZM116 106H117V105H116ZM54 107H55V106H54ZM117 107H118V106H117ZM33 108H34V107H33ZM35 108H38V107H35ZM99 108H100V107H99ZM108 108H109V107H108ZM121 109H123V108H121ZM128 109H129V107H128ZM94 110H95V108L93 109V111H94ZM96 110H97V109H96ZM118 110H119V109H118ZM126 110H127V109H126ZM72 111H73V109H72ZM119 111H120V110H119ZM94 112H95V111H94ZM98 113H99V112H98ZM96 114H97V113H96ZM75 115H76V114H75ZM97 115H98V114H97ZM57 116H58V113H57ZM76 116H77V115H76ZM76 116H75L74 118H76ZM104 116H105V115H104ZM71 117H72V114H71ZM61 118H62V117H61ZM61 118H59V119H61ZM72 118H73V117H72ZM63 119H64V118H63ZM87 119H89V118H87ZM65 120H66V119H65ZM69 120H70V118H69ZM76 120H77V119H76ZM76 120H75V119H74V120L72 119V120H70V121H72V122L74 123V121L77 122ZM53 121H54V120H53ZM60 121L62 122V120H60ZM88 123H89V122H88ZM90 123L92 124L93 121L90 122ZM96 123H97V121H96ZM63 124H64V123H63ZM66 124H68V123L66 122ZM66 124H65V125H66ZM80 124H81V123H80ZM94 124H95V121H94ZM94 124H93V126H94ZM116 124H117V122H116ZM75 125H76V123H75ZM81 125H82V124H81ZM95 125H96V124H95ZM97 125H98V123H97ZM99 125H101V124H99ZM71 126H72V125H71ZM65 127H66V126H65ZM88 127H89V126H88ZM61 128H62V127H61ZM77 128H78V127H77ZM83 128H84V126H83ZM85 128H86V125H85ZM66 129H68V128L66 127ZM70 130H71V128L69 129V132H70ZM93 130H94V129H93ZM105 130H106V129H105ZM112 130H113V129H112ZM73 131H74V130H73ZM107 132H111V131H107ZM97 133H98V130H97ZM97 133H96V134H97ZM74 134H75V133H74ZM82 134H83V133H82ZM84 134H85V133H84ZM101 134H102V133H101ZM103 134H105V133H103ZM108 134H110V133H108ZM77 135H78V134H77ZM83 136H84V135H82V137H83ZM86 136H87V134H86ZM86 136H85V137H86ZM88 136L90 137V135H88ZM88 136H87V137H88ZM104 136H105V135H104ZM78 137H79V136H78ZM79 138H81V136H80ZM103 138H104V137H103ZM106 138H107V137H106ZM86 140H87V139H86ZM90 141H91V140H90ZM92 141H94V140H92ZM79 142H81V140H79ZM83 142H84V141H83ZM83 142H82V143H83ZM85 142H86V141H85ZM85 144H86V143H85ZM0 157H1V156H0ZM0 159H1V158H0ZM2 159H3V158H2ZM3 162H4V160H3ZM3 162H2V164H3ZM4 164H6V163H4ZM24 183H25V182H24ZM24 183H22V184H24ZM24 185H27V184H24ZM24 185H23V186H24ZM23 186H22V187H23ZM19 187H20V189H19V191H20V190H21V186H19ZM27 188H28V185H27ZM29 188H30V186H29ZM17 190H18V187H17ZM27 190H28V189H27ZM18 193H19V192H18ZM19 194H20V193H19ZM27 194H29V193H27ZM207 220H208V217H204V221H205V222H204V221H203V222L206 223V222L209 221V220H208V221H207ZM198 221H199V220H198ZM203 222H202V223H203ZM208 223H209V222H208ZM208 223H207V224H208ZM193 224H194V223H193ZM198 224H199V223H198ZM190 225H191V224H190ZM199 225H200V224H199ZM203 225H204V224H203ZM194 226H195V225H194ZM201 226H202V225H201ZM197 227H198V226H197ZM197 227H196V229H197L196 234H197V232L199 231V229H198ZM199 228H200V227H199ZM194 229H195V228H194ZM200 229H201V228H200ZM185 230H186V229H185ZM188 230H189V229H188ZM191 231H192V230H191ZM191 231H190V232H191ZM192 232H194V231H192ZM190 235H191V234H190ZM187 236H188V235H187Z\"/></svg>",
    "mask_w": 264,
    "mask_h": 264
}]
</instances>
